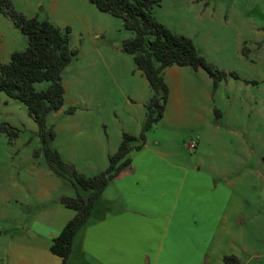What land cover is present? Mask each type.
Here are the masks:
<instances>
[{"label":"rangeland","instance_id":"1","mask_svg":"<svg viewBox=\"0 0 264 264\" xmlns=\"http://www.w3.org/2000/svg\"><path fill=\"white\" fill-rule=\"evenodd\" d=\"M35 1L14 0L13 3L11 0L19 12L37 11L39 19L47 16L60 28L69 26V46L77 50L74 60L61 74L63 106L46 118L55 133L51 147L57 149L61 158L75 154L78 172L98 173L106 168L108 157L101 158L91 141L102 137L116 151L122 133H132L138 122L142 124L145 105L152 94L132 56L121 49L122 41L133 33L124 28L121 18L99 11L89 0H42L40 8ZM51 3L55 4L54 10ZM152 14L172 31L190 38L206 60L237 76L228 74L211 90V103L217 107L211 118L204 112L208 102L203 99L209 86L205 87L197 68L186 66L188 72L178 88L189 99L183 115L176 116L169 110L170 106L169 114L154 124L153 129L158 126V135L162 134L164 141L171 140L163 145L177 146L188 154L187 144L194 142L191 155L201 160V168H213L221 179L226 177L219 172H227L230 188L242 199L240 206L244 215L240 230L244 232L248 251L258 254L247 264H264V2L158 0ZM26 45V37L0 12L1 62L7 63L12 51L22 50ZM34 86L44 89L47 82H36ZM2 98L8 99V104ZM70 107H73L71 112ZM4 121L19 127L20 131L16 137L0 132V264H5L3 257L9 240L20 237L17 213L21 210V200L16 196L20 193L19 180L26 181L27 164L38 163L40 169L39 182L35 179L31 183L32 190L38 185L40 190L48 185L51 190L50 213H39L40 220L53 222L55 217H63L61 211L72 213L58 197L75 194L68 181L67 185L53 186V174L46 172L49 168L44 155L33 153L40 146L36 123L24 104L0 92V123ZM89 149L93 150L90 153L93 161L86 160ZM23 186L25 196L30 197V189L26 184ZM4 190H8V195ZM232 214H236L235 202ZM28 221L29 217L24 220ZM72 260L76 263L75 258Z\"/></svg>","mask_w":264,"mask_h":264},{"label":"crops","instance_id":"2","mask_svg":"<svg viewBox=\"0 0 264 264\" xmlns=\"http://www.w3.org/2000/svg\"><path fill=\"white\" fill-rule=\"evenodd\" d=\"M35 5L43 7L42 0H36ZM54 8L55 4L51 3V10ZM22 12L39 19L37 11L34 14L28 10ZM41 19L49 20L47 16ZM185 67L172 65L164 69V79L169 87L164 118L169 114L170 106L169 110H173L178 117L186 109L189 99L178 92L179 83L188 72ZM196 72L203 78L205 87L209 86L203 96L208 102H205L204 112L212 118L217 112L214 102L211 103L212 78L209 75L206 77L200 68ZM2 101L9 102L4 98ZM16 106L20 108L19 104ZM158 130L156 126L146 133L143 146L131 152L129 167L104 188L87 225L73 239L67 264H225L223 257L226 255H234L240 264H247L258 257V254L248 251L244 232L242 228L240 230L244 215L240 206L242 199L230 188V181L226 180L227 172H219L226 177L221 179L213 168H201V160L194 158L189 149L188 154L177 146L163 145L168 139L164 141ZM133 131L130 134L138 135L141 123L138 122ZM196 140L199 141L197 137ZM92 144L96 145L97 152L104 159L115 149L102 137L93 139ZM174 148L177 150L174 151ZM91 151L88 150L87 161H93ZM62 159L77 167L75 154ZM31 163L25 170L26 181L19 180L20 193L16 196L21 200V210L17 213L20 237L9 240L3 259L5 264H60L61 258L53 254L49 247L73 212L61 209L64 210L61 211L63 217H55L53 222L37 217L39 213H50L48 197L51 190L49 185L42 190L38 185L36 190H32L31 183L35 179L39 182L40 169L38 163ZM46 172H52L54 187L60 183L68 184L53 171L48 169ZM25 184L31 191L30 197L24 194ZM2 192L8 195V190ZM233 202L236 203L234 215ZM27 217L29 221L25 223ZM73 258L76 263H73Z\"/></svg>","mask_w":264,"mask_h":264},{"label":"trees","instance_id":"3","mask_svg":"<svg viewBox=\"0 0 264 264\" xmlns=\"http://www.w3.org/2000/svg\"><path fill=\"white\" fill-rule=\"evenodd\" d=\"M99 11L119 17L126 30L133 36L122 41L123 52L132 56L136 68L146 79L151 97L145 105V116L138 135L122 133L116 151L108 155L106 168L94 175H85L73 164L65 162L59 152L51 147L54 130L47 125V116L58 111L64 103V87L61 82L63 70L74 60L77 50L70 48L69 26L60 28L47 19L28 17L14 9L11 0H0V12L11 19L14 26L26 37L27 45L14 50L9 61L0 60V92L20 101L37 125L40 146L34 155L42 153L48 168L57 176L72 184L75 194L61 195L59 201L73 211V216L52 239L50 251L67 264L72 252L73 239L87 225L93 209L107 184L127 169L131 152L139 150L146 133L162 117L169 95L164 79V69L172 66H191L204 69L212 78L213 90L228 74L205 59L192 40L172 31L152 14L158 0H89ZM264 2V0H263ZM47 82L44 89H36V82ZM73 107L68 109L69 112ZM20 129L7 122L0 123V132L16 137ZM225 264H240L234 255L223 257Z\"/></svg>","mask_w":264,"mask_h":264},{"label":"built area","instance_id":"4","mask_svg":"<svg viewBox=\"0 0 264 264\" xmlns=\"http://www.w3.org/2000/svg\"><path fill=\"white\" fill-rule=\"evenodd\" d=\"M187 147H188V149H189L190 151H193L194 148H195V143H194V142H189V143L187 144Z\"/></svg>","mask_w":264,"mask_h":264}]
</instances>
